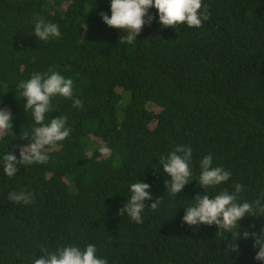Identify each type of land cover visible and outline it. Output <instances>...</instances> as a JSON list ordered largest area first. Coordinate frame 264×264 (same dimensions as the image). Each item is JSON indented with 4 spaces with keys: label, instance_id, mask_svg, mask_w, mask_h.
I'll return each mask as SVG.
<instances>
[{
    "label": "trees",
    "instance_id": "16d2710c",
    "mask_svg": "<svg viewBox=\"0 0 264 264\" xmlns=\"http://www.w3.org/2000/svg\"><path fill=\"white\" fill-rule=\"evenodd\" d=\"M110 2L0 0V109L13 117L0 158L9 151L19 159L37 126L19 82L50 70L73 80V97H52L46 114V122L66 117L69 137L47 146V163L20 165L13 177L0 167V264L88 244L108 264H264L253 239L239 238L264 228V215L241 218L231 232L182 222L204 192L197 180L206 155L231 176L205 194L240 184L239 202L264 196V0H202L208 19L198 28L163 27L153 7L132 44L99 15L111 16ZM36 17L61 36L35 37ZM176 146L192 149L191 181L177 196L159 164ZM138 181L152 195L142 223L119 213ZM22 190L33 194L30 204L9 201Z\"/></svg>",
    "mask_w": 264,
    "mask_h": 264
},
{
    "label": "clouds",
    "instance_id": "9594fccd",
    "mask_svg": "<svg viewBox=\"0 0 264 264\" xmlns=\"http://www.w3.org/2000/svg\"><path fill=\"white\" fill-rule=\"evenodd\" d=\"M158 10L159 23L163 27L174 28L184 24L189 28L202 26V21L208 19L207 6H203L202 0H111V16L100 12L103 22L109 27L117 28L126 33L120 36L121 43L132 44L142 30L146 22L153 17L148 16L150 8ZM35 37L41 41L50 38H59L61 32L57 24L46 22L43 17H36L34 21ZM20 97L26 98L25 112L31 110L35 126L31 131L30 143L19 147V159L13 152H7L0 158V167L7 177L17 174L18 166L32 165L34 163H47L49 156L46 148L56 142L63 141L70 135V128L66 126V117L57 116L46 122V114L53 111L51 99L54 96L65 98L73 97V80L65 78L60 72L50 70V74L34 72L27 81H20L17 86ZM83 102L74 99L73 107L81 108ZM10 111L0 109V134L10 131L12 124ZM29 133L24 135V139ZM107 149H102L106 151ZM15 151V150H14ZM192 149L186 146H176L167 156L159 158V164L163 166L169 180L165 181L166 190L176 195L188 184L192 176L190 161ZM200 174L198 184L204 189L202 194L194 197L195 203L185 208L182 222L191 226L201 224L218 226L219 230L231 232L239 226L238 221L245 216L259 217L264 215V196L252 202H239L238 194L242 191V185L236 184L232 192L227 190L219 192L214 197L205 194L206 189L221 185L229 180L231 173L221 166H213V157L204 156L199 164ZM150 185L142 182L132 183L131 196L123 205L119 213H127L132 221L142 223L141 213L145 202L152 200L149 191ZM33 194L31 192H10L8 199L17 204H30ZM161 198L150 204L153 210L157 209ZM118 213V214H119ZM253 239L254 248L259 249L254 259L264 261V228L257 232L241 231L239 238ZM31 264H108L105 258H98L96 246L88 244L81 249L78 246H65L49 251L48 248L40 249L39 258H33Z\"/></svg>",
    "mask_w": 264,
    "mask_h": 264
}]
</instances>
